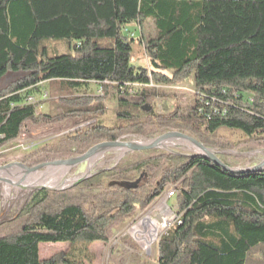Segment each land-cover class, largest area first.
Wrapping results in <instances>:
<instances>
[{
  "label": "trees",
  "instance_id": "obj_1",
  "mask_svg": "<svg viewBox=\"0 0 264 264\" xmlns=\"http://www.w3.org/2000/svg\"><path fill=\"white\" fill-rule=\"evenodd\" d=\"M146 21L153 22L154 35L146 39L140 31L138 44L150 69L132 65L134 39L125 32ZM188 79L199 103L176 105L167 114L151 111L149 85ZM44 82H56L60 91L94 83L103 96L112 89L120 124L78 128L28 156L34 165L82 156L102 142L150 141L167 132L194 138L217 158L240 146L263 147L264 0H0V149L27 124L105 113L98 104L56 117L36 115L22 93ZM222 131L246 140L234 145ZM180 157L178 164L170 152L130 165L121 160L96 171L108 183L95 188L86 182L59 192L21 191L16 212L0 214V264H92L87 250L41 260L39 246L107 244L117 224L169 186L179 223L161 236L157 264L263 263L264 170L233 174L196 152ZM124 244L136 251L130 240Z\"/></svg>",
  "mask_w": 264,
  "mask_h": 264
},
{
  "label": "rangeland",
  "instance_id": "obj_2",
  "mask_svg": "<svg viewBox=\"0 0 264 264\" xmlns=\"http://www.w3.org/2000/svg\"><path fill=\"white\" fill-rule=\"evenodd\" d=\"M140 31L143 33L144 38L148 39L152 37L154 35L153 22L146 21L142 23L140 28L136 24H131L125 28V32H129L130 35H133L134 39L131 62L134 67L150 69L149 60L144 52L143 46L138 44ZM49 46L59 54L65 53L60 44H49ZM149 89L153 92L150 100V109L157 114H167L171 112L176 105L182 108L192 107L199 103L201 99L195 93L192 79L173 85H149ZM136 90L140 92L139 89ZM43 94H47L45 99L43 98ZM22 95L30 96L27 101L28 103L35 105L36 115L56 117L60 114L67 113L69 110H74L77 107L92 108L98 104H101L105 113L102 116L88 114L83 117H69L61 122L49 124H27L23 134L17 140L0 149V169L3 170H11L15 164H22L26 168H34L37 165H34L30 159H27L28 156H31L46 146L56 145L61 138L69 135L78 128L95 123L106 128H112L120 124L116 115L117 112H119V108L114 91L109 89L108 94L103 96L99 85L94 83H89L76 91H60L59 85L56 82H44L37 85L33 90L23 92ZM77 104H79V106H77ZM131 113L142 116L146 114L147 111L131 110ZM75 126L79 127L76 128ZM73 127L76 129L72 130ZM221 134L234 145L243 144L246 140V137L237 131H222ZM138 139L139 138L134 137H123L120 142H129ZM163 152H171L175 154L176 158L172 160V163L178 164L182 161L180 156H185L196 151H194V149L187 144L172 141L162 144V146L156 149L140 152H128L125 154H128V156L124 157V155L123 158L119 160H116L115 155L108 154L101 158L88 171L87 175L81 182L63 189H37L34 187L35 185H31L30 183L27 184L23 181L21 182L15 177H11L8 181H0V214L8 211L9 215H12L16 212L18 208L17 197L21 191L59 192L68 190L74 186L83 187L86 182H90V186L92 188H95L98 183L107 185L108 180H106L103 176L105 174L95 176L97 170L107 172L116 166V164L121 160L125 165H130L141 159L152 157ZM224 155L226 156H221L218 159L230 168H251L264 162V146H240L237 149L225 152ZM12 165L13 167L7 168ZM64 166L65 165L58 164L48 165L46 168L31 172H60ZM82 168L83 166L81 165L73 168L69 172V176H76L82 171ZM21 187L26 189L23 190ZM165 204V209L168 207L173 211L176 210L175 198L168 200ZM143 214H146V212ZM140 215H142L141 212ZM131 220L123 221L117 224L111 231V237L107 244L94 243L89 247H86L85 243H75L73 246H71L72 243L41 244L39 246L40 259L49 260L57 254H66L70 252H72L75 256H79L83 251L87 250L88 253L94 257L92 264H157V245H153L150 251H145L141 246L134 243V241L130 239L129 235L123 237L125 231L130 226ZM128 240L134 244L136 251H131L126 248L124 242ZM261 264H264V262Z\"/></svg>",
  "mask_w": 264,
  "mask_h": 264
},
{
  "label": "bare ground",
  "instance_id": "obj_3",
  "mask_svg": "<svg viewBox=\"0 0 264 264\" xmlns=\"http://www.w3.org/2000/svg\"><path fill=\"white\" fill-rule=\"evenodd\" d=\"M177 141L181 144H187V142L183 140H173V139H166L163 140L162 143L159 144V147L162 146V144ZM127 144H148V142L143 141L141 139L138 140H132L129 142H121L119 145L116 146H102L97 149H95L90 156L84 160L82 163H79L77 165H65L62 171L55 172H31L27 171L26 168H21L17 165H14V167L11 170H3L0 169V181L2 180H10L11 177H15L16 179L20 180L21 182L30 183L31 185H35L34 187L37 189L42 188H49V189H63L70 187L74 185L78 180L84 179V177L87 175L88 171L105 155L113 154L115 155L116 160H119L123 158V156L128 152V146ZM83 166L82 171L77 174L74 177L69 176V172L76 167ZM17 181V180H16ZM6 183V182H5ZM12 183V182H11ZM10 185V184H9ZM164 220V219H163ZM167 223L164 220L163 225ZM162 225V226H163Z\"/></svg>",
  "mask_w": 264,
  "mask_h": 264
},
{
  "label": "built area",
  "instance_id": "obj_4",
  "mask_svg": "<svg viewBox=\"0 0 264 264\" xmlns=\"http://www.w3.org/2000/svg\"><path fill=\"white\" fill-rule=\"evenodd\" d=\"M46 96L47 94H43L44 99ZM75 127H73L72 130L77 128ZM172 198H175V193L173 188L169 186L146 209L136 213L123 237L129 235L130 239L138 246H141L145 251H150L153 245H158L161 236L164 235L173 224L179 223L176 210L173 211L168 207H166V209L164 208V206H166L165 202ZM140 212L142 215H140ZM144 212H146V214H143ZM163 219L167 222L164 225Z\"/></svg>",
  "mask_w": 264,
  "mask_h": 264
},
{
  "label": "water",
  "instance_id": "obj_5",
  "mask_svg": "<svg viewBox=\"0 0 264 264\" xmlns=\"http://www.w3.org/2000/svg\"><path fill=\"white\" fill-rule=\"evenodd\" d=\"M121 139H123V138H121ZM121 139L117 140L116 142H102L100 144H97L96 146L89 149L82 156L75 157V158H70V159H66V160H55L53 162H48V163H44L41 165H37L34 168H26L22 164H15V165H17L21 168H26L27 171H36L39 169L46 168L48 165H57V164L58 165H71V166H73V165H77L79 163H82L84 160H86L90 156V154L95 149H97L99 147L119 145L121 143L120 142ZM166 139L183 140V141L187 142L188 145L190 147H192L198 155H200L204 159L211 161L213 164H215L216 166L220 167L222 170L229 172V173L243 174V173H249V172H260V171L264 170V162H262L261 164H259L257 166L251 167V168H244V169L230 168L229 166H227L223 162H221L215 156V154L212 150L205 148L201 143H199L194 138H192L186 134L179 133V132H167V133H165V134H163V135H161V136H159L153 140L146 141V142H148V144H134V145L127 144L128 152H140V151H146V150H152V149L159 148V144L162 143V141L166 140ZM9 167H13V165L8 166L7 168H9ZM81 181H82V179L78 180L75 184H77ZM22 189L25 190L26 188H22Z\"/></svg>",
  "mask_w": 264,
  "mask_h": 264
},
{
  "label": "crops",
  "instance_id": "obj_6",
  "mask_svg": "<svg viewBox=\"0 0 264 264\" xmlns=\"http://www.w3.org/2000/svg\"><path fill=\"white\" fill-rule=\"evenodd\" d=\"M138 27L140 28V25H138Z\"/></svg>",
  "mask_w": 264,
  "mask_h": 264
}]
</instances>
